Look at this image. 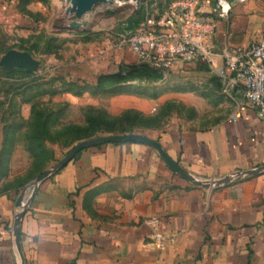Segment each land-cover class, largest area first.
<instances>
[{
    "label": "crops",
    "instance_id": "0c3cea01",
    "mask_svg": "<svg viewBox=\"0 0 264 264\" xmlns=\"http://www.w3.org/2000/svg\"><path fill=\"white\" fill-rule=\"evenodd\" d=\"M212 15L211 60L179 64L193 69L179 75L207 79L192 87L201 93L178 91L192 114L139 131L202 179L264 165V114L212 80L220 78L223 44L246 46L264 32V0H230L227 15ZM18 194L0 190V264H264V168L203 185L149 143L89 145L24 196L16 242ZM152 216L163 244L152 238Z\"/></svg>",
    "mask_w": 264,
    "mask_h": 264
},
{
    "label": "rangeland",
    "instance_id": "374dc122",
    "mask_svg": "<svg viewBox=\"0 0 264 264\" xmlns=\"http://www.w3.org/2000/svg\"><path fill=\"white\" fill-rule=\"evenodd\" d=\"M69 3L0 0V54L6 46L21 47L38 61L37 68L23 67L26 71L10 75L5 72L17 66L0 64V190L24 191L27 197L36 178L81 139L123 132L119 129H151L178 115H191V105L178 91L201 93L192 87L201 89L207 82L201 76L179 75L193 70L185 64L160 69L158 78L88 83L96 70H118L119 60L123 65L138 60L117 45L137 25L127 27L137 8L131 0L97 2L83 14L82 24L72 27ZM114 48H119L115 56Z\"/></svg>",
    "mask_w": 264,
    "mask_h": 264
},
{
    "label": "built area",
    "instance_id": "2783aa9c",
    "mask_svg": "<svg viewBox=\"0 0 264 264\" xmlns=\"http://www.w3.org/2000/svg\"><path fill=\"white\" fill-rule=\"evenodd\" d=\"M131 1L144 15L117 45H126L138 60L163 72L182 62L211 60L214 46L210 37L217 26L212 13L227 15L230 0ZM154 12L159 17L154 18ZM220 54L223 65L217 74L222 91H239L248 104L264 114V32L246 46L223 44ZM148 222L152 238L163 244L164 235L156 217H150Z\"/></svg>",
    "mask_w": 264,
    "mask_h": 264
},
{
    "label": "water",
    "instance_id": "95a60500",
    "mask_svg": "<svg viewBox=\"0 0 264 264\" xmlns=\"http://www.w3.org/2000/svg\"><path fill=\"white\" fill-rule=\"evenodd\" d=\"M70 3L66 6L67 11L72 12L74 18L69 21V25L72 27H78L82 24L81 18L83 14L90 10L94 4L97 2H102L105 0H67ZM0 64L8 66H22L26 69H35L38 67V61L33 60L32 54L27 49L9 47L3 53L0 54ZM126 140H137L151 144L154 146L164 161L175 171L180 173L182 176L190 179L192 182L203 185H214L230 181L232 178H238L243 173H255L258 172L261 168H264V165L261 167H251L247 169H242L231 175H224L217 178H196L192 174L184 170L162 147L161 143L156 139L147 134L141 132H114V133H102L92 137L81 139L75 142L66 152L60 157L51 167L44 170L37 178L36 183L42 178L50 174L51 172L57 170L62 165H64L76 152L80 149L108 141H126ZM35 188V186H34ZM33 188V189H34ZM32 189V190H33ZM28 199L24 198V191L20 192L16 198V205L19 206V210L16 211L14 217V236L16 242L19 241V223L23 211L27 205Z\"/></svg>",
    "mask_w": 264,
    "mask_h": 264
},
{
    "label": "trees",
    "instance_id": "16d2710c",
    "mask_svg": "<svg viewBox=\"0 0 264 264\" xmlns=\"http://www.w3.org/2000/svg\"><path fill=\"white\" fill-rule=\"evenodd\" d=\"M142 13H143V11L141 8H137L136 11L132 12L131 16H129V18H128L127 27L130 28V27L135 26L139 22V20L141 19ZM9 47H12V46L4 47L2 52H4ZM119 48H127L128 49V47L126 45L119 46ZM119 48H114V50L119 49ZM117 53H118V51L116 50L115 52H113V55L114 54L116 55ZM119 61L120 62H117L119 65L118 70H112V69L106 70V71L104 69H101L98 71L96 70L97 72L95 71L93 73L92 77L90 78V81L88 80L87 82L92 83V84L105 85V84L116 83V82H120V81L125 80V79H129V78H131V76H138L139 78L144 79V78L150 77V76H154V77L158 78V77H161L163 75V72L160 69L152 66L151 64H149L146 61H140V60H134L133 59L132 61L126 62L128 64H124V65H123L122 60H119ZM202 63H205V62L202 61ZM15 71L23 72L26 70L23 67L17 66L13 70H10V71L7 70L5 72V74L10 75L11 73H13ZM70 72H71V70H65L62 73H70ZM77 78L87 79V78H83L80 76H77ZM212 78L213 79L215 78L217 81V84L219 85V87H221L220 78L217 80L215 75H213ZM126 86L128 87V86H132V85H126ZM140 130L141 129H128V130L119 129L118 131L139 132ZM101 133H103V132H101Z\"/></svg>",
    "mask_w": 264,
    "mask_h": 264
}]
</instances>
